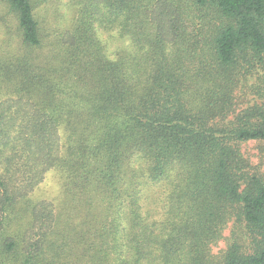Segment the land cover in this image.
<instances>
[{"label":"trees","instance_id":"16d2710c","mask_svg":"<svg viewBox=\"0 0 264 264\" xmlns=\"http://www.w3.org/2000/svg\"><path fill=\"white\" fill-rule=\"evenodd\" d=\"M3 2L21 41L2 71L0 256L64 264L71 230L45 204L7 229L53 171L90 213L77 264H264V179L239 146L264 140V105L229 120L264 72V0H69L76 21L61 40L41 32V0ZM111 39L127 45L109 53ZM231 222L249 246L213 255ZM45 228L52 238L27 246Z\"/></svg>","mask_w":264,"mask_h":264},{"label":"rangeland","instance_id":"374dc122","mask_svg":"<svg viewBox=\"0 0 264 264\" xmlns=\"http://www.w3.org/2000/svg\"><path fill=\"white\" fill-rule=\"evenodd\" d=\"M3 1L4 0H0V103L6 99L3 92L4 78L2 76V71L4 66L8 64V60L17 54L21 41L16 18L8 10L7 5ZM76 12V7L72 6L69 0H41L40 5H38L34 11V16L44 36L46 35L61 40L66 38L71 27L75 23ZM101 40L106 44V34L102 32ZM108 41L109 45L107 49L109 53L118 46L127 45L125 41L116 42L113 39ZM248 79V83L246 84L247 88L238 91L236 94L234 114L230 116L229 120H233L234 115L241 113L247 108L253 107L254 105H264V72L260 71L258 76L255 75ZM252 85H254L255 88L259 87L261 91L250 89ZM239 146L243 157L249 163L248 172L264 179V140L247 141L239 144ZM27 198L28 200L25 201V203L20 204L19 202L17 204L15 215L18 217L15 222L11 223L10 229L7 228L9 233L10 231H14V228H17L16 224H20L27 219V213L21 210L25 208L33 209L39 204H45L48 210L52 212L53 219L57 220V227L64 231L71 230L69 234L63 233L59 237L60 247L57 251L58 259L64 264H77L80 257L78 255L79 250L75 247L74 236L78 237L79 234L77 233L82 228L81 221L84 219L86 213H89V210H83L65 194L59 176L53 171L46 174L43 182L37 186ZM36 211H40V207L34 212ZM52 223L51 225L49 223V229ZM36 232L37 230H34V233L33 231L25 233L27 246L32 244L35 240L46 242V240L52 238L47 228L39 230L41 237L35 236ZM245 233L246 231L244 228L231 222L223 232L222 239L211 249V253L219 256L228 248V244L236 239L244 246L248 247L250 237H247ZM45 235H47V238L44 239ZM62 236L67 238L68 241H65L66 243L61 241ZM18 251H20V248ZM17 255L18 254H9L7 259L0 256V260L2 264H19L14 260V257ZM49 262V257H45L42 264H49Z\"/></svg>","mask_w":264,"mask_h":264}]
</instances>
